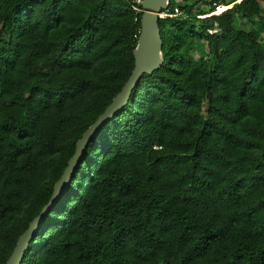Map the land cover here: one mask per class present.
Returning <instances> with one entry per match:
<instances>
[{"label":"trees","instance_id":"trees-1","mask_svg":"<svg viewBox=\"0 0 264 264\" xmlns=\"http://www.w3.org/2000/svg\"><path fill=\"white\" fill-rule=\"evenodd\" d=\"M131 5L0 0V264L132 75ZM175 8L164 65L89 142L22 264H264V0Z\"/></svg>","mask_w":264,"mask_h":264},{"label":"water","instance_id":"water-1","mask_svg":"<svg viewBox=\"0 0 264 264\" xmlns=\"http://www.w3.org/2000/svg\"><path fill=\"white\" fill-rule=\"evenodd\" d=\"M171 0H143L141 3V32L137 47L134 50L135 68L121 92L113 99L106 111L89 127L77 142L76 151L69 160L63 175L56 182L53 195L41 213L31 222L23 233L6 264H22L30 243L43 224L46 215L54 208L59 199L66 193L72 181L76 168L85 155L89 142L97 135L102 126L121 112L130 102L133 91L144 75H152L162 68L165 62L163 56V40L161 37L160 21L162 13L169 9Z\"/></svg>","mask_w":264,"mask_h":264},{"label":"built area","instance_id":"built-area-1","mask_svg":"<svg viewBox=\"0 0 264 264\" xmlns=\"http://www.w3.org/2000/svg\"><path fill=\"white\" fill-rule=\"evenodd\" d=\"M124 1H126L128 4H133L134 6L135 5H141V3H142V1L143 0H124ZM220 7L221 6H218L217 7V10L216 11H218L219 9H220ZM170 8V7H169ZM132 11V10H131ZM216 11L213 13V14H215L216 13ZM134 12V11H133ZM222 12V11H221ZM220 12V13H221ZM135 13H137V12H135ZM137 14H140V16H141V13H137ZM180 14H182L181 13V11H180V9L179 8H175V9H173L172 11H170L169 9L168 10H166V11H164L161 15H162V18L163 19H165V20H173V19H171L172 17H175V16H177V15H180ZM218 14V13H217ZM205 18V17H204ZM162 19V20H163ZM134 28L135 29H138L139 28V21H137L136 23H134Z\"/></svg>","mask_w":264,"mask_h":264},{"label":"rangeland","instance_id":"rangeland-1","mask_svg":"<svg viewBox=\"0 0 264 264\" xmlns=\"http://www.w3.org/2000/svg\"><path fill=\"white\" fill-rule=\"evenodd\" d=\"M178 1L180 2L181 0H178ZM206 1H210V0H206ZM228 1L230 2V1H233V0H228ZM207 5H208V3H206V4L199 3L198 4V7H202V6L206 7ZM216 12H218V11H216ZM246 28L248 29V27H245V29ZM193 55H194L195 58H198V57H201V56H204L205 55V53H204V51L202 49V43H199L197 49L193 52Z\"/></svg>","mask_w":264,"mask_h":264},{"label":"bare ground","instance_id":"bare-ground-1","mask_svg":"<svg viewBox=\"0 0 264 264\" xmlns=\"http://www.w3.org/2000/svg\"><path fill=\"white\" fill-rule=\"evenodd\" d=\"M130 5V4H129ZM131 8L135 11V12H137V13H140L142 10L141 9H139V8H137V7H134V6H132L131 5ZM225 6H221L220 7V9L218 10V12H221V11H223V10H225ZM171 19H176V20H187V19H189V16H187V15H185V14H180V15H177V16H175V17H172Z\"/></svg>","mask_w":264,"mask_h":264}]
</instances>
